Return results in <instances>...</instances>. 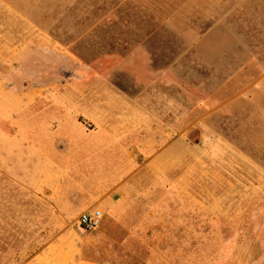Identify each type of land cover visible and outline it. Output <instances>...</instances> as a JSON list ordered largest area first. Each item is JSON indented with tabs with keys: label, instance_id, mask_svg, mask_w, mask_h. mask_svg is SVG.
<instances>
[{
	"label": "rangeland",
	"instance_id": "1",
	"mask_svg": "<svg viewBox=\"0 0 264 264\" xmlns=\"http://www.w3.org/2000/svg\"><path fill=\"white\" fill-rule=\"evenodd\" d=\"M3 27L0 264H264V0H3Z\"/></svg>",
	"mask_w": 264,
	"mask_h": 264
},
{
	"label": "built area",
	"instance_id": "2",
	"mask_svg": "<svg viewBox=\"0 0 264 264\" xmlns=\"http://www.w3.org/2000/svg\"><path fill=\"white\" fill-rule=\"evenodd\" d=\"M101 218L99 210L82 213L78 219V228L84 232H91L99 226Z\"/></svg>",
	"mask_w": 264,
	"mask_h": 264
},
{
	"label": "crops",
	"instance_id": "3",
	"mask_svg": "<svg viewBox=\"0 0 264 264\" xmlns=\"http://www.w3.org/2000/svg\"><path fill=\"white\" fill-rule=\"evenodd\" d=\"M0 1L3 2V0H0ZM5 31L9 33L10 29L9 28L5 29L4 27L0 28V35L4 36ZM2 40H3V37H2ZM9 60H10V48L7 47L6 43L2 41V43H0V68L4 69L6 67H9L10 66ZM0 80L4 83L5 78H4V74L2 73V71L0 73ZM23 81L26 82V79H23Z\"/></svg>",
	"mask_w": 264,
	"mask_h": 264
}]
</instances>
